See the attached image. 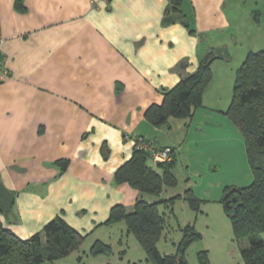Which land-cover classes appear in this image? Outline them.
I'll return each mask as SVG.
<instances>
[{
  "label": "crops",
  "instance_id": "crops-1",
  "mask_svg": "<svg viewBox=\"0 0 264 264\" xmlns=\"http://www.w3.org/2000/svg\"><path fill=\"white\" fill-rule=\"evenodd\" d=\"M16 1L0 0L10 72L0 82V184L14 198L8 209L0 202V222L29 239L62 217L84 242L95 235L93 245L111 246L96 233L116 224L126 232L124 221L105 222L114 206L132 211L142 195L115 178L137 141L182 150L166 139L164 127L175 137L173 117L157 127L146 109L210 56L212 70L217 59L230 61L222 37L237 0H183L192 32L180 20L165 23L169 0Z\"/></svg>",
  "mask_w": 264,
  "mask_h": 264
},
{
  "label": "trees",
  "instance_id": "trees-1",
  "mask_svg": "<svg viewBox=\"0 0 264 264\" xmlns=\"http://www.w3.org/2000/svg\"><path fill=\"white\" fill-rule=\"evenodd\" d=\"M16 2L20 5L22 0ZM182 2L169 0L166 24L180 20L191 27L182 11ZM190 30L193 31L192 28ZM211 59L213 61L215 58L210 56L205 59L194 73L184 74L175 87L165 89L162 103L152 104L146 109L147 120L161 127L167 125L172 117L192 118L195 110L203 106L204 93L213 79ZM225 113L244 134L254 178L249 185L239 188L242 194H235L238 199L231 208H227L225 201H222L231 219L234 237L240 244L244 264H264V49L249 51L236 69L233 96ZM164 148L167 147H159ZM170 148L172 160L154 163L156 166L153 167L149 165L151 152L135 146L131 159L116 171L115 178L117 183L129 184L142 195L136 200L132 211H128L123 204L114 206L105 222L114 224L124 221L127 231L144 248L150 264H179V257H184V248L200 238L192 226H186L183 247L178 254H162L157 247L167 224L166 214L160 210L161 204L171 206L177 199L184 198L193 209H199V198L191 188L183 194L154 202L143 197V194L160 195L166 187L178 185V178L173 172L177 163L176 148ZM230 189L227 187L224 192ZM0 191L2 208L8 209L14 204V198L8 196L1 184ZM85 239V235L71 227L62 217L53 219L29 239L19 238L0 222V264L53 262L78 250ZM91 251L97 255L109 253L111 246L98 241ZM202 255L201 264H210L207 254Z\"/></svg>",
  "mask_w": 264,
  "mask_h": 264
},
{
  "label": "rangeland",
  "instance_id": "rangeland-1",
  "mask_svg": "<svg viewBox=\"0 0 264 264\" xmlns=\"http://www.w3.org/2000/svg\"><path fill=\"white\" fill-rule=\"evenodd\" d=\"M258 1L261 13L256 15L254 0H237V18L222 37L228 46L230 61L217 59L213 70L211 67L213 79L203 106L195 110L192 118H172L175 122L174 138L170 137L169 128L164 127L167 142H175L178 150L182 146V150L177 151L178 185L166 187L160 195L143 194L146 200L154 202L183 194L191 188L199 198V209H193L184 198L177 199L171 206L160 205L167 218L157 243L162 254L179 253L186 226H192L200 234V238L184 248L185 264H201L204 253L210 264H244L222 199L227 187L249 185L254 175L244 134L225 112L232 100L236 69L250 50L264 49V0ZM104 228L96 235L105 233L110 237L109 253H92L95 237L92 235L69 256L41 264H150L134 235L127 239V231L121 233L122 225Z\"/></svg>",
  "mask_w": 264,
  "mask_h": 264
},
{
  "label": "built area",
  "instance_id": "built-area-1",
  "mask_svg": "<svg viewBox=\"0 0 264 264\" xmlns=\"http://www.w3.org/2000/svg\"><path fill=\"white\" fill-rule=\"evenodd\" d=\"M2 56H3V52L0 41V82L5 81L10 76L9 70L5 67L2 61ZM137 145L151 152V159L154 163H162L172 160V149L170 147L159 149L156 148L153 143L146 141L144 139H139L137 141Z\"/></svg>",
  "mask_w": 264,
  "mask_h": 264
},
{
  "label": "water",
  "instance_id": "water-1",
  "mask_svg": "<svg viewBox=\"0 0 264 264\" xmlns=\"http://www.w3.org/2000/svg\"><path fill=\"white\" fill-rule=\"evenodd\" d=\"M233 194L241 195L242 191L239 188L234 187L225 193L223 200L225 201V205L227 208H231L232 203L236 202L238 199L236 196H234L233 198H230ZM179 264H184V259L182 256L179 257Z\"/></svg>",
  "mask_w": 264,
  "mask_h": 264
},
{
  "label": "flooded vegetation",
  "instance_id": "flooded-vegetation-1",
  "mask_svg": "<svg viewBox=\"0 0 264 264\" xmlns=\"http://www.w3.org/2000/svg\"><path fill=\"white\" fill-rule=\"evenodd\" d=\"M235 196V194H233L230 198H233ZM235 203V202H234ZM233 204V203H232Z\"/></svg>",
  "mask_w": 264,
  "mask_h": 264
}]
</instances>
